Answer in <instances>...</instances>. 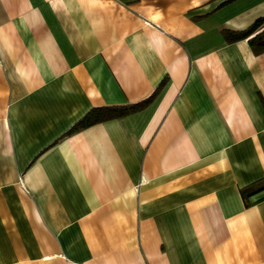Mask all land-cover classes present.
<instances>
[{"label": "crops", "instance_id": "0c3cea01", "mask_svg": "<svg viewBox=\"0 0 264 264\" xmlns=\"http://www.w3.org/2000/svg\"><path fill=\"white\" fill-rule=\"evenodd\" d=\"M262 16L0 0V264H264V51L224 36Z\"/></svg>", "mask_w": 264, "mask_h": 264}, {"label": "trees", "instance_id": "16d2710c", "mask_svg": "<svg viewBox=\"0 0 264 264\" xmlns=\"http://www.w3.org/2000/svg\"><path fill=\"white\" fill-rule=\"evenodd\" d=\"M224 36L228 41H235L249 37L248 42L252 50L255 53L262 52L264 51V16L256 18L245 29L225 30ZM137 106H140V104H130L124 107L108 106L92 108L79 121H77V123H75L69 132L96 121L116 117L127 110L136 108Z\"/></svg>", "mask_w": 264, "mask_h": 264}]
</instances>
